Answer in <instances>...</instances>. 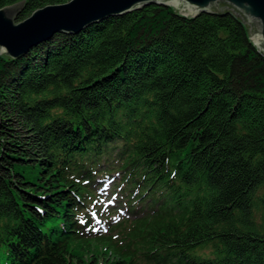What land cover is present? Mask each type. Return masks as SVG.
Masks as SVG:
<instances>
[{
	"label": "trees",
	"instance_id": "1",
	"mask_svg": "<svg viewBox=\"0 0 264 264\" xmlns=\"http://www.w3.org/2000/svg\"><path fill=\"white\" fill-rule=\"evenodd\" d=\"M221 15L0 54V264H264V56ZM114 173L132 217L88 240L82 197Z\"/></svg>",
	"mask_w": 264,
	"mask_h": 264
},
{
	"label": "water",
	"instance_id": "2",
	"mask_svg": "<svg viewBox=\"0 0 264 264\" xmlns=\"http://www.w3.org/2000/svg\"><path fill=\"white\" fill-rule=\"evenodd\" d=\"M25 6L0 9V54L17 57L50 39L94 41V33L147 9L157 22L230 13L246 27L251 46L264 56V0H70L45 6L21 20ZM17 22V23H14Z\"/></svg>",
	"mask_w": 264,
	"mask_h": 264
},
{
	"label": "rangeland",
	"instance_id": "3",
	"mask_svg": "<svg viewBox=\"0 0 264 264\" xmlns=\"http://www.w3.org/2000/svg\"><path fill=\"white\" fill-rule=\"evenodd\" d=\"M70 1V0H69ZM29 17V16H28ZM28 17H26V18H28ZM22 18V17H21ZM25 18V19H26ZM14 23H17V22H14ZM6 55V54H5ZM90 173H94V171H90ZM112 181L109 183V185H108V187H107V190H109L110 191V189H111V187L112 186H115L116 187V189H117V186L119 185V181H118V179H117V177H116V174L114 173V174H112ZM110 177V178H111ZM109 178V179H110ZM108 179V180H109ZM125 192H127L128 194H133V190L132 189H126L125 190ZM122 194V193H121ZM123 195V194H122ZM101 198V201H99V200H96V202L97 203H102L101 204V206H100V211H101V213L103 212V207H105V204L106 203H108V201H113L111 198H109V200H107L105 197H103V196H101L100 197ZM123 199H125V197H123ZM95 202V203H96ZM92 204V203H91ZM132 205H135L134 203L132 204ZM116 208H117V211L116 212H121L122 214H125V212H124V209L123 208H119V206H116ZM93 211H97V209L96 208H94L93 209ZM87 213L89 214V215H91L92 214V212L90 211L89 212V210L87 211ZM116 219H119V216H117L116 217ZM260 217H259V214L257 213L256 214V216H255V221L259 224V222H260ZM73 247H74V249L76 250V254H78V253H80V249H82L83 250V248H81V247H79V246H77V245H73ZM89 250H91V252H92V254H96V253H102V248H98V247H96L95 245H92V247L91 248H89ZM84 251V256H82V260L83 261H85L86 262V259H87V257H88V253L87 252H85V250H83ZM97 251V252H96ZM81 256V255H80Z\"/></svg>",
	"mask_w": 264,
	"mask_h": 264
},
{
	"label": "bare ground",
	"instance_id": "4",
	"mask_svg": "<svg viewBox=\"0 0 264 264\" xmlns=\"http://www.w3.org/2000/svg\"><path fill=\"white\" fill-rule=\"evenodd\" d=\"M35 46V45H34ZM33 46H31V47H29L26 51H28L30 48H32ZM66 137V136H65ZM64 138V137H63ZM65 140V139H64ZM63 140V141H64ZM65 141H67V140H65ZM73 141V140H72ZM75 143H76V141H75ZM79 143V142H78ZM70 144V143H69ZM108 146V145H107ZM113 147V146H112ZM111 150V149H110ZM115 150V149H114ZM107 152V151H106ZM46 243V242H45Z\"/></svg>",
	"mask_w": 264,
	"mask_h": 264
}]
</instances>
